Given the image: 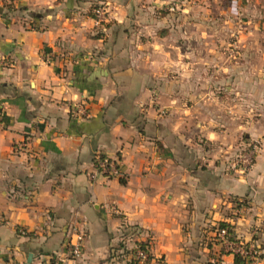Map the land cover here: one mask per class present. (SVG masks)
<instances>
[{
  "label": "crops",
  "instance_id": "crops-1",
  "mask_svg": "<svg viewBox=\"0 0 264 264\" xmlns=\"http://www.w3.org/2000/svg\"><path fill=\"white\" fill-rule=\"evenodd\" d=\"M0 58V264H264V0H0Z\"/></svg>",
  "mask_w": 264,
  "mask_h": 264
},
{
  "label": "built area",
  "instance_id": "built-area-1",
  "mask_svg": "<svg viewBox=\"0 0 264 264\" xmlns=\"http://www.w3.org/2000/svg\"><path fill=\"white\" fill-rule=\"evenodd\" d=\"M94 17L93 21L95 26H103L108 19V12L104 7H98L93 12ZM7 60L0 58V68L8 67ZM74 115H82L84 113L83 108L76 107L74 108ZM257 142L254 140L250 142L247 147L236 154L234 157L228 160V169L231 171L246 172L253 165L254 159L258 152ZM23 148V146H20ZM19 148V146H17ZM94 170L90 175L92 180L97 178L110 179L116 178L119 176V168L117 163L107 157H103L97 154L94 158ZM232 213L235 216L241 214L242 207L237 203L232 204L231 207ZM216 238L220 239L221 242L228 244L231 248V252L234 256L246 261H251L256 257L255 250L253 246H245L242 244L236 243L234 240L229 239L228 230L224 227H218L216 231ZM81 238H78L76 242L69 240L67 251L64 256L49 257L44 259H38L33 261L31 264H71L75 259L81 256ZM135 264H160L159 261L153 260L148 253V250L140 249L135 247V252L131 259ZM128 264H132L129 262Z\"/></svg>",
  "mask_w": 264,
  "mask_h": 264
},
{
  "label": "trees",
  "instance_id": "trees-1",
  "mask_svg": "<svg viewBox=\"0 0 264 264\" xmlns=\"http://www.w3.org/2000/svg\"><path fill=\"white\" fill-rule=\"evenodd\" d=\"M234 203L239 204V202H237V201ZM219 227L226 228L228 230L229 239L233 238V231H232L231 225H229L228 223H220ZM136 245H137L136 247H138L140 249L147 250L146 244H144V243H138ZM134 252H135V248L130 251V253H129L130 257L128 258V260L125 264H128L129 262H131L132 264H135L134 262L131 261ZM148 253L151 256L149 251H148ZM234 262H235V264H244L245 263V261L243 259L239 258L238 256H234Z\"/></svg>",
  "mask_w": 264,
  "mask_h": 264
},
{
  "label": "rangeland",
  "instance_id": "rangeland-1",
  "mask_svg": "<svg viewBox=\"0 0 264 264\" xmlns=\"http://www.w3.org/2000/svg\"><path fill=\"white\" fill-rule=\"evenodd\" d=\"M98 7H104L105 9H107V7H105L104 4H97V5H95V7H93L92 10H91V16H92V19H93V17H94V15H93L94 13H93V12H94V10H95L96 8H98ZM231 48H232L233 51H234L236 47H231ZM251 140H255V141L258 143L257 146H258V152H259V150H260V148H261V145H262L261 139H260V138H259V139H258V138L255 139V138H254V139H251ZM258 152H257V154H258ZM231 158H232V157H231ZM231 158H229V159H231ZM229 159H228V160H229Z\"/></svg>",
  "mask_w": 264,
  "mask_h": 264
},
{
  "label": "water",
  "instance_id": "water-1",
  "mask_svg": "<svg viewBox=\"0 0 264 264\" xmlns=\"http://www.w3.org/2000/svg\"><path fill=\"white\" fill-rule=\"evenodd\" d=\"M32 258H33L32 254H28L25 264H31L32 263Z\"/></svg>",
  "mask_w": 264,
  "mask_h": 264
}]
</instances>
